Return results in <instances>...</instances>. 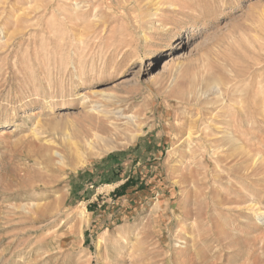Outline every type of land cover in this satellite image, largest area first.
I'll return each instance as SVG.
<instances>
[{
  "label": "rangeland",
  "instance_id": "1",
  "mask_svg": "<svg viewBox=\"0 0 264 264\" xmlns=\"http://www.w3.org/2000/svg\"><path fill=\"white\" fill-rule=\"evenodd\" d=\"M249 204L264 0H0V264H264Z\"/></svg>",
  "mask_w": 264,
  "mask_h": 264
},
{
  "label": "bare ground",
  "instance_id": "2",
  "mask_svg": "<svg viewBox=\"0 0 264 264\" xmlns=\"http://www.w3.org/2000/svg\"><path fill=\"white\" fill-rule=\"evenodd\" d=\"M157 15H159V13L155 14V16H157ZM245 209L248 211H252L257 216V219H259V220L264 216V210H262L261 208H259L255 204H249V205H247V207Z\"/></svg>",
  "mask_w": 264,
  "mask_h": 264
}]
</instances>
